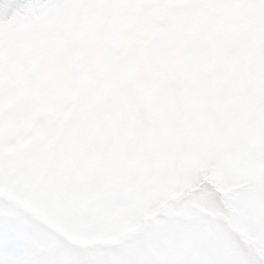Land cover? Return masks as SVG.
Masks as SVG:
<instances>
[{
  "label": "rangeland",
  "instance_id": "1",
  "mask_svg": "<svg viewBox=\"0 0 264 264\" xmlns=\"http://www.w3.org/2000/svg\"><path fill=\"white\" fill-rule=\"evenodd\" d=\"M9 254L264 264V0H0Z\"/></svg>",
  "mask_w": 264,
  "mask_h": 264
},
{
  "label": "snow or ice",
  "instance_id": "2",
  "mask_svg": "<svg viewBox=\"0 0 264 264\" xmlns=\"http://www.w3.org/2000/svg\"><path fill=\"white\" fill-rule=\"evenodd\" d=\"M10 246H11V241L9 242ZM3 264H33L32 261L30 260H22L19 259L17 257H15L12 254H9L3 261ZM219 264H231L230 261L228 262H219Z\"/></svg>",
  "mask_w": 264,
  "mask_h": 264
}]
</instances>
